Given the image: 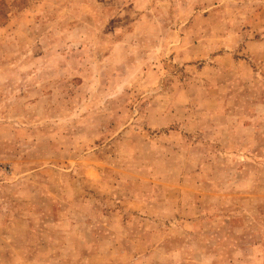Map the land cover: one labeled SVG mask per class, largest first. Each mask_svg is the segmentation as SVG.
<instances>
[{
    "label": "rangeland",
    "instance_id": "obj_1",
    "mask_svg": "<svg viewBox=\"0 0 264 264\" xmlns=\"http://www.w3.org/2000/svg\"><path fill=\"white\" fill-rule=\"evenodd\" d=\"M0 264H264V0H0Z\"/></svg>",
    "mask_w": 264,
    "mask_h": 264
}]
</instances>
